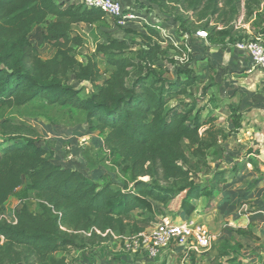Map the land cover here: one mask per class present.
<instances>
[{
  "label": "trees",
  "instance_id": "trees-1",
  "mask_svg": "<svg viewBox=\"0 0 264 264\" xmlns=\"http://www.w3.org/2000/svg\"><path fill=\"white\" fill-rule=\"evenodd\" d=\"M136 1L147 13L158 10L166 22L178 25L180 38L206 32L200 50L249 39L248 34L234 38L225 22L240 14L243 3L248 17L261 5V0ZM211 17L224 26H210ZM194 18L207 20L191 30ZM80 25L96 29L103 40L83 60L78 49L86 40L75 31ZM36 27L54 51L51 58L43 59L29 39ZM110 27L103 11L76 0H0V264H65L56 255L85 242L71 230L124 236L133 214L149 225L178 197L179 215L190 218L194 200L210 198L237 173L236 165H223L229 138L243 128V114L232 109L224 114L231 131L219 124L204 80L174 68L169 52L177 49L155 27L135 33L139 42L112 36ZM253 27L252 36L264 40V22ZM72 81L90 84V96L82 99ZM35 102L85 115L88 130L103 138L112 165L123 167L122 184L88 177L40 145L37 129L10 113ZM23 185L38 209L31 212L23 204L9 221L5 204ZM143 231L134 225L132 233ZM241 249L237 245L219 257L242 264ZM89 255L82 264H100L96 253Z\"/></svg>",
  "mask_w": 264,
  "mask_h": 264
},
{
  "label": "rangeland",
  "instance_id": "rangeland-1",
  "mask_svg": "<svg viewBox=\"0 0 264 264\" xmlns=\"http://www.w3.org/2000/svg\"><path fill=\"white\" fill-rule=\"evenodd\" d=\"M125 9H134L136 0H120ZM76 3L83 4V0H76ZM242 4L240 14L229 21H222L220 18L211 17L212 27L222 28L225 22L231 30L232 35L236 39H242L251 29H255L253 25H258L261 21L264 22V0H261V5L258 8L253 9V16L248 17L247 10ZM143 16L146 17V22H133L129 23L124 27L116 26L115 22L111 19V27L108 32L116 38L122 39H139L135 36V33L142 34L146 33V26H160L167 30L163 39L169 45H172L177 50H171L169 52L170 59L174 60L175 69H189L195 75L199 76L204 80L203 87L209 88V93L214 97V101L221 103L223 99V84L217 82L220 77L217 76L215 71V63L211 60L210 49L212 46L206 45L204 50H200V47L204 44L203 40H195V35L192 37L185 36L180 38L176 34L178 25H174L171 21L166 22L162 14L155 10L151 13H147L143 9ZM187 17L192 16L191 12H184ZM144 17V18H145ZM209 18V17H208ZM207 18L196 23L197 19L194 18L195 25L191 30H199L198 27H202L206 22ZM76 33L83 36L86 40V45L83 48L78 49V58L84 59V56L90 54L92 49H95L97 42H103L100 39V34L96 29L80 25L75 27ZM127 31L134 32V35H129ZM199 31H203L202 29ZM255 31V30H254ZM160 32V31H159ZM252 36V34H251ZM30 41L36 46L40 56L43 59H48L53 56V50L43 41L41 35V27H36L29 36ZM185 40V41H184ZM197 46L198 49L187 52L188 44ZM184 50V52H183ZM161 64L165 65L163 62ZM217 76V77H216ZM76 89L80 90V97L86 99L90 96L91 86L88 83L78 84L75 81L70 83ZM200 87L198 88V94H201ZM209 95L204 98V104L207 103ZM213 100V98H212ZM212 107V106H211ZM209 107V109L211 108ZM216 110V109H215ZM11 114L19 117L22 121L32 124L38 131L39 144L53 150L56 153V160L62 164L71 166L75 169L82 171L88 177H94L99 182H103V178L111 179L116 181L118 184H122L124 180V174L122 173L123 167L113 166L109 157L108 150L104 147L103 138L98 132H90L86 123L85 115L78 112H70L68 109H62L58 106H49L44 102H35L29 106L14 109L10 112ZM221 125H225V121H219ZM144 181H148V178H142ZM132 184H130V187ZM23 204L27 205L31 212H36L38 209L37 202L33 193L25 191V185H23L11 200L5 205V216L9 221H13L12 213L14 210L20 208ZM181 197L173 200L167 207L163 219L169 218L171 221H179ZM157 221L146 225L142 219L134 220V214L132 220L128 223L129 228L124 236H120L115 232L112 233H97L96 235L91 232H75L71 230L80 239L85 242L82 243L77 241L78 247L69 248L65 251L59 252L56 256L59 259L65 260V264H82V262L89 261L90 253H96V259L100 264H197V261L192 253H183L179 247H170L165 250L166 253H162L159 258H150L148 255L143 253L141 250L139 253H134L132 237L137 236L132 233L134 225L138 228H144V231L155 227L161 218ZM139 235V234H138ZM250 242H253V238H249ZM231 241L222 242L216 247V243H212L209 251L217 249L218 254L231 249L236 248L238 243L237 236H232ZM235 243V244H233ZM80 246H83L80 248ZM85 248V249H84ZM208 255L205 253L204 255ZM216 256L210 260V262L226 263L227 258H221ZM171 257L168 258V257ZM165 257L168 261H165ZM170 259V260H169Z\"/></svg>",
  "mask_w": 264,
  "mask_h": 264
},
{
  "label": "crops",
  "instance_id": "crops-1",
  "mask_svg": "<svg viewBox=\"0 0 264 264\" xmlns=\"http://www.w3.org/2000/svg\"><path fill=\"white\" fill-rule=\"evenodd\" d=\"M209 46H212L211 60L216 64L214 69L220 77L217 82L223 84L221 103L214 101L219 121L223 119L225 125L222 126L233 130L224 114L230 109L238 110L243 114V128L229 138L223 165L225 169L236 165L237 173L210 198L194 200L196 210L190 218H195L214 235L216 247L237 236L244 256L242 264H264V192L260 184L264 171V72L235 51L219 45ZM178 218L187 219L181 215ZM249 238H253V242ZM218 255L217 249L192 253L197 264H211L210 260ZM168 258L165 257V261Z\"/></svg>",
  "mask_w": 264,
  "mask_h": 264
},
{
  "label": "built area",
  "instance_id": "built-area-1",
  "mask_svg": "<svg viewBox=\"0 0 264 264\" xmlns=\"http://www.w3.org/2000/svg\"><path fill=\"white\" fill-rule=\"evenodd\" d=\"M83 4L86 8L103 11L107 18L115 22L116 26L124 27L133 22H146L143 9L136 5L134 9H125L120 0H83ZM154 27L160 31L162 36L165 35L167 30L160 26ZM207 36L206 32L198 31L194 38L195 40H206ZM225 47L237 52L254 67L264 72V40L261 38L250 36L247 40L234 41ZM190 51L191 49L187 47V52ZM260 184L264 192V171ZM161 219L155 227L131 238L134 253L143 250V253L150 258H159L168 248L179 247L186 249L188 253L199 254L207 251L215 242L214 235L195 218L176 222L169 218L163 219L162 217Z\"/></svg>",
  "mask_w": 264,
  "mask_h": 264
}]
</instances>
